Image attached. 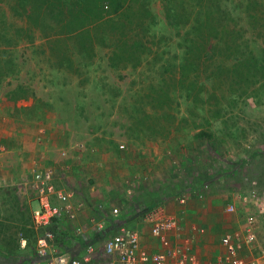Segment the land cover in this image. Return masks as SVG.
I'll return each instance as SVG.
<instances>
[{"label": "rangeland", "instance_id": "1", "mask_svg": "<svg viewBox=\"0 0 264 264\" xmlns=\"http://www.w3.org/2000/svg\"><path fill=\"white\" fill-rule=\"evenodd\" d=\"M219 1L221 14L230 9L232 16L240 15L243 0ZM260 1L264 4V0ZM12 4L9 0L0 3L1 27L15 42L4 49L0 46L3 51L0 54V125L7 120L0 130L6 135L0 151L11 152L26 167L32 158L46 164L50 162L47 149L52 156L60 148L69 155L68 147L73 142H89L91 138L98 146L102 140L98 139L100 134L101 138L106 134L109 150L113 152L110 155L117 159L121 148H117L116 142L124 138H150L144 137L142 131L148 134L146 130L132 126V117L137 121L141 118L142 126L154 125L157 129L154 132L165 134L176 145L192 141L197 144V155L201 154L203 162L214 169L211 181L223 192L220 203L229 200L233 188L241 192L248 157L253 153L264 154V69L250 77L247 76L252 72L249 64L243 61L232 64V58L241 52L244 57L249 55L247 52L256 55L260 44L243 22H236L239 27L235 35L239 45L233 46L236 50L211 43L213 49L205 52L211 59L203 55L195 66L186 67L184 72L194 82L195 90L185 96L187 91H170L173 84L169 79L167 91H158L162 81L158 78L160 60L169 57L170 63L176 66L181 62L186 49L181 39L189 25H168L160 0H153L150 5L158 21L147 34L151 54L145 62L135 68L110 66L108 49L96 47L91 61L84 64L86 80L83 83L66 70L53 67L56 61L49 50L39 52L44 48L42 39L13 12ZM18 30L21 32L16 35ZM194 53L192 57H196ZM72 61L76 62L74 58ZM141 113L146 117L142 118ZM38 128L45 129L46 133L40 142L36 141ZM262 164L258 162L257 166L263 168ZM231 176L235 187L227 185ZM27 178L25 170L23 179L0 182V254L1 250L16 253L19 238L30 237L31 192H23L20 185ZM201 181L207 183L210 179ZM261 188L264 191V181ZM129 227L130 224L126 226ZM259 228L264 233L263 220ZM261 243L256 242L250 248L254 255H259V249L264 247ZM0 264H6L5 258H0Z\"/></svg>", "mask_w": 264, "mask_h": 264}, {"label": "crops", "instance_id": "2", "mask_svg": "<svg viewBox=\"0 0 264 264\" xmlns=\"http://www.w3.org/2000/svg\"><path fill=\"white\" fill-rule=\"evenodd\" d=\"M3 121L0 130L3 125L7 124V120ZM43 130V137L46 138L45 129ZM3 136L5 139L2 140ZM102 136L104 137L101 138L100 134V138H98L102 139L98 146L91 140V135L88 140L92 143L90 141H75L70 144L67 162L72 165V169L68 174H63L64 178H60L61 173H56L52 182L53 186L71 188L74 192L71 203L81 202L83 204V209L75 220L71 223L60 221L61 226H66L69 231L74 228L82 229L85 234L84 238L87 239L86 242L94 243L98 240L99 234L93 233L91 218L102 221L104 233L120 226L126 228L130 224V227L126 229L136 231L141 245L154 252L158 246L155 240L149 236L147 225L139 221L137 210L159 205L165 214L175 215L178 218L184 237L186 235L192 237L191 251L198 257L201 264H221L218 262V257L223 254L220 239L225 234L234 235L235 233H238L240 238L244 227L241 217L235 214H226L223 211L226 204L234 203L237 213L253 215L256 242L264 244V233L259 228L260 222L264 221V211L258 210L261 202L259 196L264 193L261 188L264 181V166L262 164L264 154H261L262 152L253 157L251 154L248 157L249 161L244 167L241 192L233 188L229 200L220 203L219 197L223 192L217 188L216 182L211 181L214 169L203 162L201 154L197 155L196 148L198 146L193 141L176 145L171 138H124L119 143L116 142L117 148H121L117 152L118 158L116 159L115 156L110 155L113 152L109 150L111 146L108 144L107 135L102 134ZM5 141L6 135L0 132V146ZM50 151L46 150L49 163L43 164L42 161L32 158L27 167L24 163L19 162L11 152L0 151V182L16 178L23 179L25 170H27L28 178L24 184L20 185H22L23 192H31V198L27 199L29 215L36 206L33 192L28 187L33 163L35 162L41 167L54 165L56 169H58L57 165L61 163L58 162V154L52 156ZM258 162L262 164L263 168L257 166ZM200 179H210V181L200 182ZM228 180L227 185L235 187L234 178L231 176ZM253 181L256 182L255 185H252ZM202 184H206L205 190H199ZM251 189L257 193L256 200L248 199L244 203L236 198L237 194L246 195ZM181 192H187L186 204L183 206H179L176 202V197ZM262 204L264 206V202ZM112 208L118 210V215L115 217L110 215ZM231 217L234 218V221ZM191 226L203 228L204 233L195 235L190 231ZM29 230V238H19V240L21 238L25 240V249L19 247L18 240L16 253L1 250L3 255L0 254V258H5L6 264H12L15 259L23 258L25 253L32 251L36 233L32 229L31 218ZM236 241L241 257L246 260L258 257V254L254 255L253 249L250 250L251 246H240L241 240L237 239ZM82 251L81 245L78 244L76 247L64 249L63 252L75 255ZM257 264H264V261L258 259Z\"/></svg>", "mask_w": 264, "mask_h": 264}, {"label": "trees", "instance_id": "3", "mask_svg": "<svg viewBox=\"0 0 264 264\" xmlns=\"http://www.w3.org/2000/svg\"><path fill=\"white\" fill-rule=\"evenodd\" d=\"M3 1L5 0H0V3ZM9 1H13V12L21 16L27 26L35 30L42 39L45 49L42 48L39 52L42 54V51L49 50L50 56L56 61L52 66L66 70L82 83L86 80L84 64L91 61L96 47L108 49L110 66L129 65L135 68L145 62V58L151 54L146 38L149 29L158 21L150 7L153 0ZM160 1L164 9V20L168 25L176 27L181 26V23L183 25L189 23V25L181 39L186 44L181 62L176 66L170 63L169 57L165 60L162 57L160 60L162 67L158 71V78L162 81L158 91H167L166 81L169 79L173 84L170 90L173 93L177 90L187 91L185 96L193 93L195 84L189 80L188 74L184 71L191 65L195 66L196 60L203 55L211 59V55L205 54L207 49L213 47L211 43L236 50L237 48L234 49L233 46L239 45L235 39L239 30L237 20L244 23L251 36L260 41V44L256 55L247 52L249 55L244 57L242 56L244 53L241 52L232 58L234 60L232 64L240 61L249 64L248 68L252 72L247 73V76L250 77H254L264 69V4L260 0H243L240 15L235 14V17L232 16L230 9L220 13L223 9L219 0ZM1 26L0 19V46L3 48L6 45H14L13 36ZM19 32L21 31L18 30L16 35ZM2 52L1 50L0 54ZM193 53L196 57H192ZM71 58L76 62L73 63ZM80 60H84V63H79ZM168 71L172 72L167 74ZM262 86L264 87V84ZM141 117L144 118L146 115L141 113ZM140 123H142L141 118L137 121L132 117V126L148 132L146 134L140 130L144 137L167 138L165 134L161 136L154 132L157 130L154 125L142 126ZM257 154H252L251 157Z\"/></svg>", "mask_w": 264, "mask_h": 264}, {"label": "built area", "instance_id": "4", "mask_svg": "<svg viewBox=\"0 0 264 264\" xmlns=\"http://www.w3.org/2000/svg\"><path fill=\"white\" fill-rule=\"evenodd\" d=\"M36 134V141L40 142L44 136L43 128H38ZM58 157V162H61L57 165L58 169L54 165L41 167L33 163L28 187L33 192V199L36 202L30 213L31 226L36 237L32 251L25 253L23 258L15 259L12 264H201L191 251L192 237L188 235L184 237L178 218L175 215L165 214L159 205L137 210L139 221L147 225L149 236L158 246L154 252L141 245L136 231L120 226L104 233L102 221L98 219H90L93 233L99 234L98 240L94 243L86 242L82 229L74 228L69 231L66 226H61L60 221L73 222L82 211L83 204L71 203L74 194L71 188L53 186L52 182L57 172L61 173L60 178H64V175L72 169V165L67 162L68 155L65 149H58ZM255 184L256 182L253 181L252 185ZM205 188L206 184H202L199 190ZM236 198L245 203L248 199L256 200L257 193L251 189L246 195L237 194ZM259 198L261 202L258 210L264 211V206L261 205L264 202V193ZM186 199L187 192H181L176 197V202L179 206H183L186 204ZM223 211L241 217L244 227L240 238L239 234L235 233L225 234L220 239L223 254L218 257V262L257 264L258 259L264 261V247L259 249L257 258L246 260L239 255L237 239L241 240L240 246L252 247L256 244L253 215L237 213L234 203L226 204ZM110 215L117 216V208H112ZM190 231L195 235L204 233L203 228L196 226H191ZM79 239L81 242H78ZM25 243L21 238L19 247L25 249ZM78 244L81 245L82 253L68 255L63 252L64 249L76 247Z\"/></svg>", "mask_w": 264, "mask_h": 264}]
</instances>
